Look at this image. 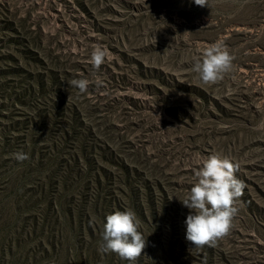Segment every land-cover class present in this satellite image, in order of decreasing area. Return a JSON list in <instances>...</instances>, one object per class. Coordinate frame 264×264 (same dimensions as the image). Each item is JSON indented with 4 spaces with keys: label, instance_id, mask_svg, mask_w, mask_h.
<instances>
[{
    "label": "rangeland",
    "instance_id": "374dc122",
    "mask_svg": "<svg viewBox=\"0 0 264 264\" xmlns=\"http://www.w3.org/2000/svg\"><path fill=\"white\" fill-rule=\"evenodd\" d=\"M217 41L233 67L205 85L194 63ZM261 121L264 0H0V264H129L99 251L117 210L140 221L135 264H264ZM211 154L246 178L212 257L180 201Z\"/></svg>",
    "mask_w": 264,
    "mask_h": 264
},
{
    "label": "clouds",
    "instance_id": "9594fccd",
    "mask_svg": "<svg viewBox=\"0 0 264 264\" xmlns=\"http://www.w3.org/2000/svg\"><path fill=\"white\" fill-rule=\"evenodd\" d=\"M197 6L204 7L207 0H193ZM113 58L107 47L100 44L93 46L89 63L99 70L106 60ZM234 57L223 41L208 45L201 56L195 60L193 71L205 85L215 84L233 67ZM71 85L81 93L87 91L90 81L86 78L73 79ZM264 129V121L257 125ZM18 161L27 160L26 153L13 154ZM200 165L195 170L196 182L187 196L180 200L188 208L186 217L185 239L191 247L202 248L215 246L232 228V221L237 213L236 200L243 195L245 184L237 178L238 164L229 157L211 154L199 159ZM140 221L131 210L115 211L106 217L103 226V243L99 247L102 253H115L129 264H135L144 254L146 239L139 231Z\"/></svg>",
    "mask_w": 264,
    "mask_h": 264
},
{
    "label": "trees",
    "instance_id": "16d2710c",
    "mask_svg": "<svg viewBox=\"0 0 264 264\" xmlns=\"http://www.w3.org/2000/svg\"><path fill=\"white\" fill-rule=\"evenodd\" d=\"M55 80H57V78L55 77V79H54V81ZM204 95H206V94H204ZM203 95V98H204V100L207 102V101H209V99H211L210 97H208L207 95V98L205 97ZM209 98V99H208ZM208 99V100H207ZM223 99H227L230 103L231 102H233V100H232V98H231V96H228L227 98H223ZM213 100V102H214V104L216 105H218V102L220 101L219 99H215V98H213L212 99ZM219 100V101H218ZM219 106V105H218ZM71 110L75 113V115L78 117V118H80L81 116H80V112L78 111V110H75L73 107L71 108ZM83 110H85V109H83ZM85 112V114H86V116H92L93 115V112L94 111H91V110H87V111H84ZM81 123H82V121H81ZM233 161V160H232ZM234 162V161H233ZM235 163V162H234ZM251 167L252 168H254L255 167V165H251ZM236 176H237V178L238 179H240L241 181H245L246 180V178H245V176H244V174L242 173V172H239V171H237L236 172ZM246 182V181H245ZM246 188V187H245ZM244 188V190L243 191H245L246 189ZM177 227V225L176 226H174V228L175 229H177L176 228ZM207 250H208V253H209V255H210V257H212V256H215V254H216V250H215V248L213 247V246H204ZM219 255H220V257H222V253L221 252H219Z\"/></svg>",
    "mask_w": 264,
    "mask_h": 264
}]
</instances>
